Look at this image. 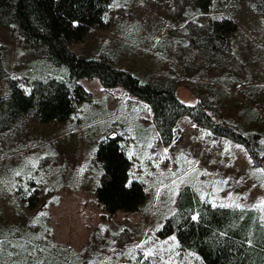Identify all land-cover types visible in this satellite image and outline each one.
I'll return each mask as SVG.
<instances>
[{
  "label": "rangeland",
  "instance_id": "obj_1",
  "mask_svg": "<svg viewBox=\"0 0 264 264\" xmlns=\"http://www.w3.org/2000/svg\"><path fill=\"white\" fill-rule=\"evenodd\" d=\"M215 16L237 24L218 53L204 40ZM106 19L71 45L77 55L107 58L144 83L172 84L182 103L205 104L249 144L188 116L165 143L148 102L98 77L79 80L93 97L69 120L12 115L8 79L25 83L38 67L11 27L1 29L0 264H202L159 235L188 187L213 206L256 209L264 225V3L215 1L198 12L190 0H113ZM114 133L127 141L130 180L145 186L137 212L110 215L94 194L96 149Z\"/></svg>",
  "mask_w": 264,
  "mask_h": 264
},
{
  "label": "trees",
  "instance_id": "obj_2",
  "mask_svg": "<svg viewBox=\"0 0 264 264\" xmlns=\"http://www.w3.org/2000/svg\"><path fill=\"white\" fill-rule=\"evenodd\" d=\"M190 1L198 12H205L215 1L227 0ZM112 2L0 0V30L11 27L12 34L35 56L38 67L29 72L25 83L8 79L10 113L31 114L42 123L69 120L79 111L81 103L93 97L79 80L98 77L105 88L121 86L148 102L165 143L172 140L177 121L188 116L215 135L248 145L246 135L216 120L205 104L182 103L172 84L141 82L131 73L115 68L107 58L88 59L71 49L72 44L83 41L93 28L108 25L106 15ZM208 25L210 33L204 40L208 41L211 52L218 53L219 43L228 44L237 24L229 16H215L208 20ZM46 65L52 69L46 71ZM124 142L127 143L123 134L106 136L95 153L101 174L94 194L110 215L119 211L137 212L146 201L144 183L139 179L130 180L133 163ZM159 235L174 238L180 249L196 254L202 264H264V225L259 211L213 206L193 187L186 188L176 201L175 211L167 217ZM150 263L147 260L141 264Z\"/></svg>",
  "mask_w": 264,
  "mask_h": 264
}]
</instances>
